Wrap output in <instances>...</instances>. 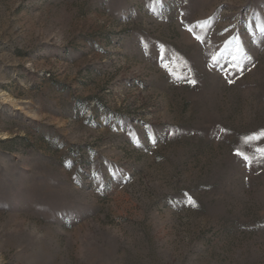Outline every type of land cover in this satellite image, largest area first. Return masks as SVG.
<instances>
[{
    "label": "rangeland",
    "instance_id": "1",
    "mask_svg": "<svg viewBox=\"0 0 264 264\" xmlns=\"http://www.w3.org/2000/svg\"><path fill=\"white\" fill-rule=\"evenodd\" d=\"M262 29L264 0H0V264H264Z\"/></svg>",
    "mask_w": 264,
    "mask_h": 264
},
{
    "label": "snow or ice",
    "instance_id": "2",
    "mask_svg": "<svg viewBox=\"0 0 264 264\" xmlns=\"http://www.w3.org/2000/svg\"><path fill=\"white\" fill-rule=\"evenodd\" d=\"M261 31L264 32V29H262ZM259 151H261L262 153H264V149H261ZM245 159H247V158H245Z\"/></svg>",
    "mask_w": 264,
    "mask_h": 264
}]
</instances>
